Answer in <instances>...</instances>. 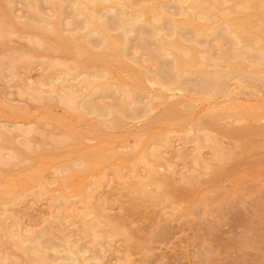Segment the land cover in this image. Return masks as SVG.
Listing matches in <instances>:
<instances>
[{"label": "bare ground", "instance_id": "obj_1", "mask_svg": "<svg viewBox=\"0 0 264 264\" xmlns=\"http://www.w3.org/2000/svg\"><path fill=\"white\" fill-rule=\"evenodd\" d=\"M241 3L245 7L253 5L248 0H241ZM255 15L261 19L264 11L211 25L208 20L215 13L211 7L202 5L200 0H159L148 4H141L139 0H0V41L15 31L20 36L26 31L48 35L51 36V41L46 43L48 48L65 52L69 45H73L87 55L88 66L96 68L67 78L68 72L56 69L50 60L39 59L38 54L31 51V57L35 58V61H31L27 53L21 52L8 61L6 68L1 67L0 62V79L7 81L9 76L12 79L18 77L19 87L28 88L29 78L24 74L33 65H41L43 72L29 87L36 91L34 97H41L43 92L57 94L65 103L75 104L79 114L89 119L87 123H105L111 132L121 126L126 118L142 117L148 120L159 104L172 97L176 98L164 111L163 120H173L183 114L189 117L203 101H208L206 107L199 109V112H204L203 115L189 117L187 121L190 127L195 125L206 134L221 133L234 139V148L228 153L217 147L212 156L213 160H223L227 155L225 158L229 160L233 158L236 146L244 149L252 135L264 134L263 124H256L257 119L264 118V100L255 105L249 104V100L239 101L234 95L237 94L236 89L231 88L233 80L238 89L251 87L253 82L264 86V27L255 25L251 19ZM77 67L78 62L69 66L73 70H77ZM25 88L21 87L22 91ZM78 96H82L81 99L77 100ZM41 98L51 101L47 97ZM155 98L159 99L157 103L153 101ZM237 121H242V125L236 126ZM4 128L6 131L15 129L11 124H4ZM6 131H0L1 147L2 143H12V137ZM148 132L145 130L144 134ZM137 146L133 147L134 152L126 155L127 160L145 158L146 149ZM118 148L107 153L101 147L91 146L71 160L77 169H91L96 166H93L94 162L108 161L115 153L119 155L121 150ZM14 151L17 155L22 154L19 150ZM153 158L146 163L148 168L145 175L133 170L129 176L122 173L123 166L115 167L128 196L126 204L118 207L128 210L131 219L107 215L103 210L104 204L94 202L91 192H87L82 185L69 184L73 188L67 192L65 189L53 191L45 183L41 185L39 193L47 195L53 206L73 208L78 201H83L87 207L96 210V219L105 220L114 227L116 234H122L134 248L141 249L142 236L136 235L138 230L135 228L128 229V225L134 223L133 215L138 214V209H146L151 203L170 201L176 193L183 191L182 188L194 186L197 189L201 182V174L188 173L190 168L182 172L178 180L173 174L158 173L155 163L162 156L157 153ZM191 159L193 170L200 163L208 167L209 162L198 154H193ZM229 166L221 165L213 169L209 182L216 184L219 177L232 171ZM42 170L41 167L32 170L27 178L38 185L44 178ZM62 171L69 173L70 167L64 166ZM248 172L234 177L235 183L241 184L248 178H254ZM70 177L71 174L66 176ZM14 187V184H9L0 191V236L11 238L18 249L28 254V258L32 252L38 255L43 264L100 263L98 256L85 255L83 236L62 237L55 242L57 229L51 228L47 231V238L41 240L38 236H30L18 220H15L13 227L8 222L12 218L9 205L21 200L27 189L23 187L22 191L14 192ZM221 192L224 200L231 202L237 191L225 189ZM253 209L257 218L264 216V200L259 201ZM95 226L86 223L81 235L98 236V232L93 230ZM249 230L257 232L244 236L240 248L255 250L264 259L261 248L264 244V217L251 224ZM91 259L93 262H90ZM57 260L61 262L54 263Z\"/></svg>", "mask_w": 264, "mask_h": 264}, {"label": "rangeland", "instance_id": "obj_2", "mask_svg": "<svg viewBox=\"0 0 264 264\" xmlns=\"http://www.w3.org/2000/svg\"><path fill=\"white\" fill-rule=\"evenodd\" d=\"M139 1L141 4H148L159 0ZM200 1L215 13L208 20L211 25L225 19L232 20L264 11V0H248L253 3L250 7H245L241 0ZM251 19L257 27H264V16L260 19L255 15ZM50 38L51 36L36 35L31 31L23 32L21 36L17 31L8 34L0 41L1 67L6 68L8 61L21 52L27 53L30 60L35 61L30 54L33 51L38 54L39 59L50 60L56 65V69L68 72L67 78L78 72L96 69L88 66L87 55L73 45H69L65 52L48 48L46 43L51 41ZM75 62H78V69H70L69 66ZM42 72L41 65H33L27 74L22 73L28 75L30 87V83ZM8 78V82L0 79V131H6L4 124H11L15 129L6 131L12 137V143H2L3 147L0 146V191L9 184L15 185L14 192L27 187L24 190L25 196L9 205L14 218L8 219L10 224L18 220L30 236H38L41 240L47 238V231L51 228L58 230L55 242L62 237L83 236L85 255L98 256L99 264H108L109 261L112 264H264V259L258 252L240 248L244 236H252L257 232L249 230L251 224L264 217L261 215L257 218L253 209L259 201L264 200V195L261 196L264 194V134L252 135L244 149L235 145L232 159L227 160L226 155L223 160H213L217 147L228 153L234 148L236 141L221 133L206 134V131L195 125L189 126L188 118L203 115L204 112H199V109L206 107L208 101H203L198 111L189 117L183 114L173 120H163L161 117L164 111L176 98L172 97L174 99L169 98L162 105L159 104L148 120L142 117L126 118L121 126L111 132L105 123H87L89 119L79 114L75 104L65 103L57 94L41 93V97H47L51 101L40 96L36 98L33 95L36 91L31 88L21 86L25 88V92L22 91L18 77ZM125 88L129 89V86ZM231 88L236 89L237 94L234 95H237L239 101L249 100V104L255 105L264 100V86L257 82H253L251 87L238 89L233 80ZM81 97L78 96L77 100ZM153 101L157 103L159 99L155 98ZM242 123L237 121L235 125L241 126ZM256 124H263L261 127L264 128V118L257 119ZM145 130H149L147 135L144 134ZM91 146L101 147L107 153H112L115 147H119L121 152L119 155L113 154L108 161L94 162L93 166H96L91 169H77L71 159ZM136 146L146 149L145 158L127 160L126 155L134 152L133 147ZM14 150H19L22 154L17 155ZM157 153L162 156L155 163L158 173L173 174L178 180L180 174L190 168L188 173L201 174V182L197 189L194 186L182 188L183 191L176 193L170 201L151 203L146 209H138V214L133 215L134 223L129 224L128 229L135 228L138 230L136 235L142 236L141 249L134 248L122 234H116L114 227L105 220L96 219V210L87 207L83 201H78L73 208L53 206L47 195L39 193L41 185L45 183L53 191L65 189L67 192H71L73 188L69 184L82 185L87 192H91L94 202L104 204L103 210L107 215L109 213L110 217L119 215L131 219L128 210L118 207L126 204L128 196L115 167L123 166L122 173L129 176L133 170L145 175L147 161L154 160L153 156ZM193 154L206 159L208 167L200 163L193 170ZM221 165H230L232 171L223 174L215 181L216 184H212L209 182L211 172ZM64 166L70 167L69 173L62 171ZM38 167L43 169L44 178L37 185L27 178V174ZM248 170L254 178H248L241 184L235 183L234 177ZM260 173L263 175H259ZM68 174H71L70 178H66ZM225 189L237 191L231 202L224 200L221 190ZM243 190L248 192L244 193ZM7 197L11 198V195ZM186 206L191 208L188 210ZM204 209L206 211L203 212ZM99 221L102 223L99 224ZM86 223L96 224L93 230L98 232V236L81 235ZM262 245L264 250V244ZM27 256L13 244L11 238L0 236V264H43L33 252L29 254V258ZM60 262L57 260L54 263Z\"/></svg>", "mask_w": 264, "mask_h": 264}]
</instances>
